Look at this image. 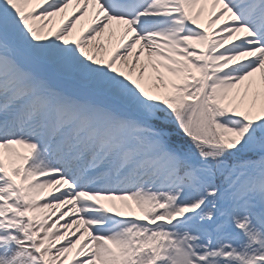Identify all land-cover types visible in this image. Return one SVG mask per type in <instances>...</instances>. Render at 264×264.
Listing matches in <instances>:
<instances>
[{
	"label": "snow or ice",
	"instance_id": "6c2138e0",
	"mask_svg": "<svg viewBox=\"0 0 264 264\" xmlns=\"http://www.w3.org/2000/svg\"><path fill=\"white\" fill-rule=\"evenodd\" d=\"M0 264H264V0H0Z\"/></svg>",
	"mask_w": 264,
	"mask_h": 264
}]
</instances>
